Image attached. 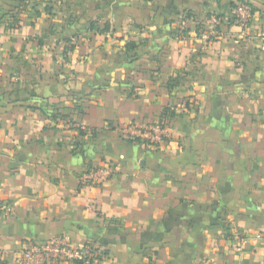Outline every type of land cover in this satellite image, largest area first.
<instances>
[{
  "label": "crops",
  "instance_id": "1",
  "mask_svg": "<svg viewBox=\"0 0 264 264\" xmlns=\"http://www.w3.org/2000/svg\"><path fill=\"white\" fill-rule=\"evenodd\" d=\"M238 1L0 0V264L56 236L102 264H264V0L246 28ZM166 107L169 141L125 138Z\"/></svg>",
  "mask_w": 264,
  "mask_h": 264
},
{
  "label": "built area",
  "instance_id": "2",
  "mask_svg": "<svg viewBox=\"0 0 264 264\" xmlns=\"http://www.w3.org/2000/svg\"><path fill=\"white\" fill-rule=\"evenodd\" d=\"M254 15V5L249 0H240L231 10V18L242 28H246ZM229 19V18H227ZM213 27L210 29H200L199 35L207 46L217 34L216 27L219 25V18L213 14L211 18ZM180 32L184 31L180 24ZM77 39L71 38L70 46H75ZM67 46L66 52L70 54L73 48ZM176 111L175 107H172ZM58 120H62L59 116ZM66 119V122L73 123L79 129H85L79 122ZM125 138L129 141L142 142L146 144H159L169 141L172 133L169 128L168 120L159 122L145 123L141 126L131 124L124 132ZM116 165L112 162H105L99 166H92L82 173L81 185L100 186L108 182L115 174ZM264 236V233H263ZM238 248H242L248 241L247 235H239L236 238ZM7 255L6 249L0 246V261ZM109 258L108 248L94 240L86 241L82 244H76L64 236H56L47 240L37 241L27 239L23 242L21 248L15 256V264H102Z\"/></svg>",
  "mask_w": 264,
  "mask_h": 264
},
{
  "label": "trees",
  "instance_id": "3",
  "mask_svg": "<svg viewBox=\"0 0 264 264\" xmlns=\"http://www.w3.org/2000/svg\"><path fill=\"white\" fill-rule=\"evenodd\" d=\"M105 28H108L107 24L105 25ZM70 42H71V38L66 40L67 46L70 44ZM69 47L74 48V46H70V45H69ZM136 47H137L136 43H132V42L128 43V48L129 49H135ZM175 115H176V112L171 107H166L164 109V113H163L162 119L163 120H168V119H171L172 117H174ZM59 116L65 117L64 115L59 114V113H54L53 114V117L55 119L58 118ZM81 133H85V130H81Z\"/></svg>",
  "mask_w": 264,
  "mask_h": 264
}]
</instances>
